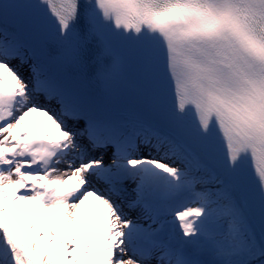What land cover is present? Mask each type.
<instances>
[{
  "label": "snow or ice",
  "instance_id": "1",
  "mask_svg": "<svg viewBox=\"0 0 264 264\" xmlns=\"http://www.w3.org/2000/svg\"><path fill=\"white\" fill-rule=\"evenodd\" d=\"M0 264H264V0H0Z\"/></svg>",
  "mask_w": 264,
  "mask_h": 264
},
{
  "label": "water",
  "instance_id": "2",
  "mask_svg": "<svg viewBox=\"0 0 264 264\" xmlns=\"http://www.w3.org/2000/svg\"><path fill=\"white\" fill-rule=\"evenodd\" d=\"M139 147H142L143 149H145L144 152L140 153L142 155H158L155 149H151L149 145H140Z\"/></svg>",
  "mask_w": 264,
  "mask_h": 264
},
{
  "label": "bare ground",
  "instance_id": "3",
  "mask_svg": "<svg viewBox=\"0 0 264 264\" xmlns=\"http://www.w3.org/2000/svg\"><path fill=\"white\" fill-rule=\"evenodd\" d=\"M26 74V72H24V75ZM28 75H30V72H28V74L25 76V77H27ZM37 102H39V101H37ZM106 157V156H105Z\"/></svg>",
  "mask_w": 264,
  "mask_h": 264
},
{
  "label": "rangeland",
  "instance_id": "4",
  "mask_svg": "<svg viewBox=\"0 0 264 264\" xmlns=\"http://www.w3.org/2000/svg\"><path fill=\"white\" fill-rule=\"evenodd\" d=\"M28 74V72L26 71V75Z\"/></svg>",
  "mask_w": 264,
  "mask_h": 264
}]
</instances>
